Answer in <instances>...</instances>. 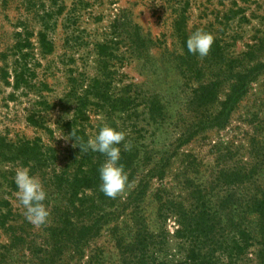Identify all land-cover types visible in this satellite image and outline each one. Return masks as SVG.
<instances>
[{"label":"rangeland","instance_id":"rangeland-1","mask_svg":"<svg viewBox=\"0 0 264 264\" xmlns=\"http://www.w3.org/2000/svg\"><path fill=\"white\" fill-rule=\"evenodd\" d=\"M231 9L238 13L233 15ZM177 13L185 15L188 36L195 29L204 28L219 43L213 51L216 57H206L208 66L203 65L207 63L202 62V57H197L203 68L193 75L184 73L180 65L182 49L173 31ZM115 18L116 25L112 26ZM45 22L49 24L43 29ZM135 28L142 40L140 49L124 40ZM40 31L52 41L49 53L39 42ZM26 37L29 46L22 45ZM97 43H105L104 54L99 55ZM103 56L111 70L110 92L121 89L123 93L129 84L130 93L138 101V115L128 119L120 110L109 112L93 102L87 110L88 141L101 126L119 125L128 129L127 139L140 148L141 161L135 176L115 198L101 192L102 198L93 207L97 202L94 190L86 189L82 206L88 213L118 206L147 169L161 156H169L164 178L150 179L146 194L139 201V213L148 228L157 231L153 193L161 182L180 194L185 176L212 184L221 166L264 158V66L259 67V74L232 111L226 128L200 132L184 144L178 141L194 119L193 87L201 81L218 80L217 96L205 106L216 112L236 71L264 64V0H0V134L5 140L38 135L53 149L52 168L73 169V143L62 128L74 106L67 96L69 79L100 76L105 72L99 61ZM153 99L163 106V121L151 122L147 114L145 103ZM40 108L43 127L30 122V114ZM187 159L192 167L189 161L185 169ZM20 167H28L47 193L44 203L50 215L43 225L26 218L18 198L14 178ZM51 171L50 167L38 168L0 156V264H119L112 228L117 226L119 233L129 230L131 236L132 209H125L119 218L108 221L97 234L86 236L81 254L71 244L72 234L58 229V214L67 209V202L53 185ZM73 216L69 217L70 223L79 219ZM167 228L173 230V221L168 220ZM246 264H255V260Z\"/></svg>","mask_w":264,"mask_h":264},{"label":"trees","instance_id":"trees-1","mask_svg":"<svg viewBox=\"0 0 264 264\" xmlns=\"http://www.w3.org/2000/svg\"><path fill=\"white\" fill-rule=\"evenodd\" d=\"M230 11L233 15L238 13L234 9ZM184 20L183 13L175 14L173 31L176 32L182 49L179 55L182 71L193 75L203 66L199 65L198 55L189 52L186 47L188 35ZM48 24L45 22L43 29H46ZM115 25L116 18L112 26ZM134 35L139 37L137 28L132 34L124 36V40L135 43V46L132 45L140 49L142 40ZM38 36L43 49L47 53L51 52L52 41L47 40L46 34L41 31ZM22 41L24 42L22 45L29 46L27 37ZM104 44L97 43L99 55L104 54L103 48L106 47ZM218 44L215 39L208 57L217 49ZM206 57L202 58L203 63L208 62ZM99 61L100 64L103 63L105 69L100 76L80 80L76 76H71L69 79L70 89L67 96L73 100L74 106L70 114L71 119H66L62 128L75 146L72 145L70 149L75 164L73 169L58 171L52 168L53 149L38 135L33 138L5 140L0 134L1 157L16 158L23 164L32 163L38 168L50 167L52 170L53 185L65 195L67 202V209L58 214L57 221L61 224L58 229L72 234L71 244L75 251L82 254L86 236L97 234L104 224L111 219L119 218L125 209L131 208L134 229L131 236L129 230L119 233L117 226L112 228L119 264H246L252 260H255V264H264V175L262 174L264 158H257L254 162H244V164L221 166L213 176L212 184L195 182L189 176H185L180 183V190L185 193L184 196L182 192L176 194L171 186L161 182L160 187H157L153 193L157 203V231L148 228L142 214L139 213V201L145 196L150 179L156 178L162 181L169 156H161L151 168L147 169L140 176L133 190L124 201H120L118 206L112 200L111 204L115 206L111 210L93 213L86 211V207L82 206L86 189L94 190L97 202L93 207L97 206L102 198L100 168L106 159L104 154L93 152L88 146L86 120L89 105L94 102L109 112L120 110L128 119H134L138 115V101L130 93L131 86L127 84L123 93L121 89L116 90L119 92H110L111 70L107 68V59L104 56L100 57ZM203 65L208 66V63ZM261 66L264 64L257 63L236 71L234 81L230 82L228 91L220 101L216 112L205 109V106L217 96L218 80L201 81L193 87L191 104L194 119L178 141L184 144L200 132L226 128L232 111L247 92L251 81L259 74ZM27 69L31 68L27 67ZM112 87L115 89L114 85ZM118 93L122 94L117 95ZM42 102L46 104V100ZM145 105L151 122L165 119L166 113L159 100L147 101ZM44 107L46 106L42 108ZM41 111L40 108L36 110L37 113L30 114V122L39 127H43L39 118ZM112 127L125 133V139L119 145L121 150L119 163L124 166L129 181L133 175L135 176L139 167L140 148L131 139H127L128 129L124 127V130L116 124ZM185 161H187L186 169L190 160ZM190 165L192 167L191 161ZM215 196L216 199L213 198ZM69 205L73 211L80 213L81 217L71 212ZM71 216L79 219L70 223ZM168 220L173 221L172 231L167 228ZM173 241L174 244L171 243Z\"/></svg>","mask_w":264,"mask_h":264},{"label":"clouds","instance_id":"clouds-1","mask_svg":"<svg viewBox=\"0 0 264 264\" xmlns=\"http://www.w3.org/2000/svg\"><path fill=\"white\" fill-rule=\"evenodd\" d=\"M214 40L215 37L211 32L204 28H197L187 37L186 47L189 52L203 58L211 51ZM124 139L123 131L110 125H104L99 133L88 142L93 152L102 153L106 157L100 168V189L111 198L123 192L128 182V174L124 166L119 163L121 157L119 145ZM73 147H75L74 144ZM14 181L18 189V198L25 209L26 218L36 225L46 223L50 212L44 203L47 193L39 178L32 175L28 167H20L16 170Z\"/></svg>","mask_w":264,"mask_h":264}]
</instances>
